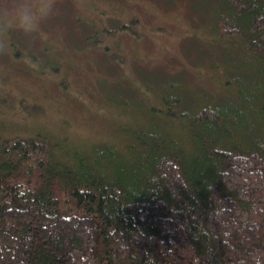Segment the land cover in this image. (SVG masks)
I'll return each mask as SVG.
<instances>
[{
	"label": "trees",
	"instance_id": "1",
	"mask_svg": "<svg viewBox=\"0 0 264 264\" xmlns=\"http://www.w3.org/2000/svg\"><path fill=\"white\" fill-rule=\"evenodd\" d=\"M223 5L231 102L162 82L117 141L0 136V264H264V0Z\"/></svg>",
	"mask_w": 264,
	"mask_h": 264
},
{
	"label": "rangeland",
	"instance_id": "2",
	"mask_svg": "<svg viewBox=\"0 0 264 264\" xmlns=\"http://www.w3.org/2000/svg\"><path fill=\"white\" fill-rule=\"evenodd\" d=\"M190 1L57 0L48 41L14 32L11 54L0 56V136L39 129L68 142L117 141L163 109L162 82L231 102L225 80L238 73L225 72L228 48L211 23L223 0ZM131 17L139 20L123 28ZM231 40L244 57L240 39Z\"/></svg>",
	"mask_w": 264,
	"mask_h": 264
},
{
	"label": "clouds",
	"instance_id": "3",
	"mask_svg": "<svg viewBox=\"0 0 264 264\" xmlns=\"http://www.w3.org/2000/svg\"><path fill=\"white\" fill-rule=\"evenodd\" d=\"M57 11V0H0V56L10 55L14 32L48 41L45 25Z\"/></svg>",
	"mask_w": 264,
	"mask_h": 264
}]
</instances>
